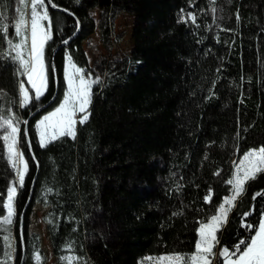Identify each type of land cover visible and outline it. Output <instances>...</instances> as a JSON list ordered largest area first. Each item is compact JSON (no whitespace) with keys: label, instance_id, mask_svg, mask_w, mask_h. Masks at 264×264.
<instances>
[{"label":"trees","instance_id":"16d2710c","mask_svg":"<svg viewBox=\"0 0 264 264\" xmlns=\"http://www.w3.org/2000/svg\"><path fill=\"white\" fill-rule=\"evenodd\" d=\"M54 2L75 16L50 9L60 31L46 48L58 83L49 107L34 114L52 98L55 82L40 102L18 107V84L25 79L16 75L15 64L0 56V115L16 114L29 122L28 139L38 165L25 143L30 171L17 197L19 217L34 185L24 215V253L19 218L13 227L19 264H36V252L40 264H46L39 236L28 232L36 205L47 210L43 221L57 264H66L61 257L69 255L83 258L76 264H139L149 255L191 253L197 221L230 194L225 181L232 161L264 145V0ZM18 7L19 0H0L10 32ZM95 10L100 12L97 22L91 17ZM188 13L196 15L195 25L178 22ZM121 14L134 17L130 55L89 66L83 42L97 30L100 44L108 49ZM76 18L78 33L52 56L76 32ZM5 49L0 47V53ZM69 51L79 66L98 73L104 83L94 86L92 115L77 125L76 139L64 137L41 148L34 125L63 96ZM13 179L0 142V193L5 194L0 199L6 198ZM209 188L213 202L206 204ZM261 190L264 174L250 181L239 198L219 234L218 249L231 248L252 234L242 226V213L255 204L246 222L257 223L264 196L255 201L252 196ZM4 234L0 232V255Z\"/></svg>","mask_w":264,"mask_h":264},{"label":"snow or ice","instance_id":"6c2138e0","mask_svg":"<svg viewBox=\"0 0 264 264\" xmlns=\"http://www.w3.org/2000/svg\"><path fill=\"white\" fill-rule=\"evenodd\" d=\"M210 3L215 4V0H210ZM19 4L21 7L15 9L18 17L11 25L12 32H10V25L4 22L8 19L7 16L0 14V40L3 41V45H6V49L0 53V56L16 65L18 77H26V82L20 80L18 84L17 103L18 107L23 109L40 102L48 93L51 84L56 81V68L54 64L48 62L46 48L49 42L54 40L56 32L60 31L54 28V18L50 9H60V6L54 0H19ZM61 10L75 16L68 9ZM211 11L216 13L217 9L212 7ZM237 19H239L238 14ZM189 20L195 25L196 15L193 13H188L187 16L181 15L178 22L187 24ZM79 26L80 21L76 18L77 31ZM71 39L72 37L63 39L62 43L67 46ZM63 82L64 92L58 105L34 125L41 148L64 137L76 139L77 125L86 124L92 115L94 86L103 84L104 80L99 74L94 75L93 71L79 66L69 51L65 54ZM21 124L25 125L23 130ZM28 125L29 122L26 119L22 120L16 114L7 117L0 115V142H2L7 163L14 172V179L5 190L6 198L0 199V232L5 233L0 264H19V259H22V256L18 259L13 227L18 216L16 202L19 190L25 187L26 176L30 171L29 161L23 150L25 143H27L28 151H31L32 147L28 139L30 132ZM237 135L239 136V133ZM32 159L34 160L35 157L33 156ZM260 174H264V145L245 151L238 161H233V171L230 178L225 181L230 186V194L222 198V202L215 206V211L211 215L197 221L198 238L191 253L176 251L159 256L149 255L142 258L139 264H264V211L260 212L256 224L246 222L247 218L256 211L255 204L249 211L242 213V226L252 234L239 240L231 248L223 246L217 251L220 245L219 234L229 222L230 214L237 207L239 198L246 193L249 182L256 180ZM214 175H220V173L216 172ZM47 191L51 192L52 189L49 188ZM4 195L0 193V197ZM260 196H264V190L255 192L252 196L253 201ZM203 201L206 204L213 202L211 188L203 197ZM176 214L173 213V215ZM20 244L22 253V235ZM34 259L36 264H40L39 252L35 253ZM61 260L66 264H76L83 258L69 255L62 256Z\"/></svg>","mask_w":264,"mask_h":264},{"label":"rangeland","instance_id":"374dc122","mask_svg":"<svg viewBox=\"0 0 264 264\" xmlns=\"http://www.w3.org/2000/svg\"><path fill=\"white\" fill-rule=\"evenodd\" d=\"M99 14L100 12L98 10H95L91 13V17L95 22H97ZM133 21L134 17L128 14H121L117 17L114 23V35L112 44L108 49L104 48L100 44L97 30H95V32L86 41L83 42L82 46L86 54L89 66H92L93 63L104 58L122 59L130 55L132 50L131 31ZM46 211L47 210L45 208H42L39 205L34 206L28 221V232L30 234H36L39 236L40 246L46 257V264H57V261L52 254L48 235L46 232V226L43 221V216L45 215ZM18 218L19 216H17L16 220ZM218 250L219 249L217 248V251ZM141 260L142 259H140L139 262Z\"/></svg>","mask_w":264,"mask_h":264},{"label":"water","instance_id":"95a60500","mask_svg":"<svg viewBox=\"0 0 264 264\" xmlns=\"http://www.w3.org/2000/svg\"><path fill=\"white\" fill-rule=\"evenodd\" d=\"M61 9H62V8H60V9H52V10H57V11H60V12L65 13V14H68V12L62 11ZM68 15H69V14H68ZM77 33H78V31L76 30L75 34L72 35V38L75 37V35H76ZM63 46H64L63 43L59 44V45L53 50V52H52V56L54 55L55 51H57L59 48H61V47H63ZM57 85H58V83H57V77H56V81H55V92H54L52 98H51V99H50L45 105H43V106H42L41 108H39L36 112H34V114H36L37 112H39V111H41V110H43V109L49 107V106L55 101L56 96H57ZM34 114H32V115H34ZM30 153H31V156L33 157L31 151H30ZM34 162H35V164H36V166H37V169H38V165H37V162H36L35 159H34ZM33 185H34V181H33L32 184H31L30 193H29V197H28L27 203H26L25 207L23 208V210H22V212H21V214H20V217H19V236H20V237H21V235L23 236V232H24V215H25V211H26L27 206H28L29 201H30V197H31V194H32ZM244 239H245V238H244ZM22 247H23V253H24V244H23Z\"/></svg>","mask_w":264,"mask_h":264},{"label":"crops","instance_id":"0c3cea01","mask_svg":"<svg viewBox=\"0 0 264 264\" xmlns=\"http://www.w3.org/2000/svg\"><path fill=\"white\" fill-rule=\"evenodd\" d=\"M25 81H26V77H25Z\"/></svg>","mask_w":264,"mask_h":264}]
</instances>
